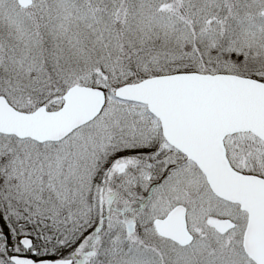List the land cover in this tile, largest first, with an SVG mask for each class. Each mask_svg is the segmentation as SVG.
<instances>
[{"label":"snow or ice","instance_id":"obj_1","mask_svg":"<svg viewBox=\"0 0 264 264\" xmlns=\"http://www.w3.org/2000/svg\"><path fill=\"white\" fill-rule=\"evenodd\" d=\"M0 264H264V0H0Z\"/></svg>","mask_w":264,"mask_h":264}]
</instances>
